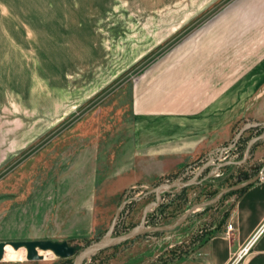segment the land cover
Listing matches in <instances>:
<instances>
[{"label":"rangeland","instance_id":"rangeland-1","mask_svg":"<svg viewBox=\"0 0 264 264\" xmlns=\"http://www.w3.org/2000/svg\"><path fill=\"white\" fill-rule=\"evenodd\" d=\"M0 28L19 141L0 170V240L88 245L174 224L264 168V0H0ZM238 193L81 264H180ZM48 251L0 264L75 258Z\"/></svg>","mask_w":264,"mask_h":264},{"label":"crops","instance_id":"crops-1","mask_svg":"<svg viewBox=\"0 0 264 264\" xmlns=\"http://www.w3.org/2000/svg\"><path fill=\"white\" fill-rule=\"evenodd\" d=\"M4 30L0 28V31L3 32ZM5 45L6 43L3 40L0 46L3 47ZM26 84L29 86V82ZM26 84L23 87L28 92L29 89ZM10 88L14 89L13 86H10ZM22 93L24 99L23 108L24 110H29L31 108L30 97H28L29 100H26V97H24L26 96V91ZM14 101H16L15 97ZM3 104L6 109L2 107L0 102V112H3L1 114L3 115L2 119L6 122V127L8 124L9 131L3 138V143L0 142V170L16 157L19 149L16 121H14L15 127L12 132L11 122L8 120L11 118L10 113L15 116L14 106L10 99L7 103L3 102ZM24 115L25 120L23 123L27 129V113ZM2 121H0V131L3 129ZM25 141L27 142V139ZM225 221L199 245L194 251L193 257L185 258L180 264H264V228L255 238L249 249L250 251L233 261L240 247L246 243L252 233L264 222V174L258 180L251 182L243 190L239 191ZM229 221L234 223V230L226 232Z\"/></svg>","mask_w":264,"mask_h":264},{"label":"water","instance_id":"water-1","mask_svg":"<svg viewBox=\"0 0 264 264\" xmlns=\"http://www.w3.org/2000/svg\"><path fill=\"white\" fill-rule=\"evenodd\" d=\"M264 174V168L254 174L253 176H250L249 179L235 183V185L225 187L221 189L219 194L211 199H207L206 201L193 204L191 208H189L183 216L178 218L177 221L174 222V224L169 225H161V226H154V227H136L135 229H132L126 233H122L121 235H110L106 237H101L95 241H92V243L88 245H81L79 243L77 244H71L66 239L58 240L53 238H33V239H19V240H0V260L3 259L5 245L7 243H10L13 245L15 249H19L21 246H25L26 248V254L25 256L30 259H42L44 258L43 254L40 253V250L47 251L48 249L52 250L54 254L57 256L63 258V257H70L75 256L74 261L72 264H81V262L93 251L99 250L101 248H104L109 245H115L119 244L122 241L128 240L132 237H135V235L145 233L149 231V229H170L179 224V222L183 221L194 209L198 206H206L207 204L214 203L218 201L221 196L228 191L236 190L242 187H245L249 185L251 182H254L260 178L261 175Z\"/></svg>","mask_w":264,"mask_h":264},{"label":"built area","instance_id":"built-area-1","mask_svg":"<svg viewBox=\"0 0 264 264\" xmlns=\"http://www.w3.org/2000/svg\"><path fill=\"white\" fill-rule=\"evenodd\" d=\"M263 228H264V222H262V224H260V226L252 233V236L246 241V243H244V245L240 247V249L238 251V254L233 259V261H235L239 257H242L243 255H245L246 253H248L250 251L249 249L251 248L252 243L254 242V240L258 236V234L263 230ZM232 230H234V223L229 221L227 223L226 232H229V231H232Z\"/></svg>","mask_w":264,"mask_h":264},{"label":"bare ground","instance_id":"bare-ground-1","mask_svg":"<svg viewBox=\"0 0 264 264\" xmlns=\"http://www.w3.org/2000/svg\"><path fill=\"white\" fill-rule=\"evenodd\" d=\"M48 251V250H47ZM40 250V253L43 255H46L48 252ZM26 254V248L25 246L19 247V249H15L12 244L7 243L5 245V250H4V255L3 258L5 259H11V260H16L18 259L19 256H24Z\"/></svg>","mask_w":264,"mask_h":264},{"label":"trees","instance_id":"trees-1","mask_svg":"<svg viewBox=\"0 0 264 264\" xmlns=\"http://www.w3.org/2000/svg\"><path fill=\"white\" fill-rule=\"evenodd\" d=\"M246 187V186H245ZM245 187H242V188H239V189H236V191H241V190H243ZM236 191H228V193H235ZM69 260V259H68Z\"/></svg>","mask_w":264,"mask_h":264}]
</instances>
